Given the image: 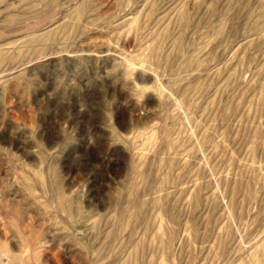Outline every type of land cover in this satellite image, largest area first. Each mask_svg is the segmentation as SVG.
I'll return each instance as SVG.
<instances>
[{
  "label": "rangeland",
  "instance_id": "374dc122",
  "mask_svg": "<svg viewBox=\"0 0 264 264\" xmlns=\"http://www.w3.org/2000/svg\"><path fill=\"white\" fill-rule=\"evenodd\" d=\"M0 264H264V0H0Z\"/></svg>",
  "mask_w": 264,
  "mask_h": 264
}]
</instances>
